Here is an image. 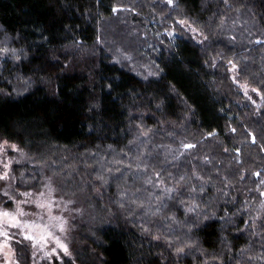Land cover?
<instances>
[{
    "label": "trees",
    "instance_id": "obj_1",
    "mask_svg": "<svg viewBox=\"0 0 264 264\" xmlns=\"http://www.w3.org/2000/svg\"><path fill=\"white\" fill-rule=\"evenodd\" d=\"M232 64L264 98V0H0V138L91 198L54 264H264V100Z\"/></svg>",
    "mask_w": 264,
    "mask_h": 264
},
{
    "label": "rangeland",
    "instance_id": "obj_2",
    "mask_svg": "<svg viewBox=\"0 0 264 264\" xmlns=\"http://www.w3.org/2000/svg\"><path fill=\"white\" fill-rule=\"evenodd\" d=\"M186 25L197 29L191 23L186 22ZM184 30L190 36L192 35L187 31V28ZM199 32L202 33L200 30ZM203 36L197 35L196 39L193 40L196 42L203 40ZM233 65L235 64H232L230 71L234 83L258 107L262 106L264 100L262 93L258 89L241 82L239 69L237 65L235 67ZM23 87H25L24 84ZM254 89L258 91H254ZM0 141H3V139L0 138ZM9 145H12L9 141L8 145H0V161H2L0 163V172L7 171L9 177L6 180H0V197L8 201V197L3 195L4 191H7L10 197L15 198L13 201H9L11 209L8 211L16 214L19 219L24 221V225L8 228L7 224H4L3 230L8 231L12 239L9 240L7 237L0 235V261H9L10 264H17L14 242L19 239L29 246L32 255L31 264H54L56 260H61L60 257L63 254L56 245L55 240L48 236V232H55L69 248L68 240L72 221L75 219L84 220L92 213V210L88 208L91 198L82 195V188L78 187L81 184L82 186L84 185L81 179L82 174L70 159L66 162L59 158L55 162L52 158L43 161L35 158L37 161L33 164L36 165L35 167L41 174L39 182L34 184L32 179H28L27 183L20 187L16 170L23 168L35 159L21 151L17 145L19 151L12 149ZM5 163L9 164L8 169H4L3 164ZM70 187L74 191H70ZM25 192L28 195H22ZM21 212L24 215H21ZM52 225H56V227L53 228L51 227ZM60 225H63L64 231H60ZM21 233L34 236L35 240L24 239ZM45 239H47V243H45ZM53 248L56 249L55 252L52 251Z\"/></svg>",
    "mask_w": 264,
    "mask_h": 264
},
{
    "label": "snow or ice",
    "instance_id": "obj_3",
    "mask_svg": "<svg viewBox=\"0 0 264 264\" xmlns=\"http://www.w3.org/2000/svg\"><path fill=\"white\" fill-rule=\"evenodd\" d=\"M167 3L168 4H173L174 0H167ZM116 10H117L116 8H113V11H116ZM176 24L179 25L182 30L187 28V31L192 34L191 37H190L191 39H196L197 35L203 36V34L200 33L198 29H196L194 27H191L189 25H186V21L185 20H177ZM167 35L172 37L173 39H175V37L177 35H179V33L176 32L175 27H174L171 32L167 33ZM206 39H207V37L203 36V40H206ZM203 40H198L197 43H203ZM18 58L19 57H17V59ZM125 58L126 59H131V57H128V56H125ZM229 63H232V61H229ZM213 66H215V65H213ZM233 67H235V65H233ZM156 75H159V70L157 72H150L149 73V76H156ZM144 79L147 80L148 77L145 76ZM109 87H111V85H109ZM254 91H258V90L254 89ZM0 145H8V141L7 140L0 141ZM9 147L19 151L17 146L14 145V144L9 145ZM185 147H192V145H185ZM0 163H2V161H0ZM3 167H4V169H8L9 168V164L5 163V164H3ZM157 176H159V173H157ZM8 178L9 177H8V172L7 171L0 172V180H6ZM181 179H183V177H181ZM3 195L5 197H8V201H5L4 202V207L0 208V235H3L5 237H7L9 240H11L12 236L9 234V232L6 231V230H3L4 224L6 223L8 228L21 227V226L24 225V221L19 219L17 217V215L14 214L13 212H10V211L7 210V203L9 201H13L15 198L14 197H10L7 191H4ZM22 195L26 196V195H28V193L25 192ZM181 203H183V202H181ZM197 207H199V206L197 205ZM191 211H195V209H191ZM21 215H24V213L21 212ZM204 218L208 219L209 216L206 215ZM51 227L54 228V227H56V225H52ZM59 227H60V231H64L63 225H60ZM21 235L24 236V239L35 240L34 236L28 235L27 233H21ZM48 236L55 240L56 245L60 248L61 253L63 255L71 256V253H70V250H69L68 246L66 244H64L60 240L59 236H57L55 232L49 231L48 232ZM158 238L159 237H157V239ZM45 243H47V239H45ZM52 251L55 252L56 249L53 248ZM177 251H182V249H177ZM0 264H10V262L9 261H0Z\"/></svg>",
    "mask_w": 264,
    "mask_h": 264
}]
</instances>
